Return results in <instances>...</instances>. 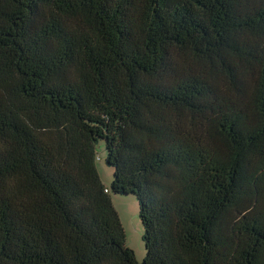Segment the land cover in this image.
<instances>
[{
    "label": "trees",
    "instance_id": "1",
    "mask_svg": "<svg viewBox=\"0 0 264 264\" xmlns=\"http://www.w3.org/2000/svg\"><path fill=\"white\" fill-rule=\"evenodd\" d=\"M0 264H264V0H0Z\"/></svg>",
    "mask_w": 264,
    "mask_h": 264
},
{
    "label": "rangeland",
    "instance_id": "2",
    "mask_svg": "<svg viewBox=\"0 0 264 264\" xmlns=\"http://www.w3.org/2000/svg\"><path fill=\"white\" fill-rule=\"evenodd\" d=\"M95 167L103 185L109 189L112 182L113 170L105 165V144L99 141L96 146ZM111 204L116 212L120 226L124 235V244L126 248L133 251L135 259L141 263L145 257L144 243L142 242L143 229L138 217V205L136 199L131 196L112 195Z\"/></svg>",
    "mask_w": 264,
    "mask_h": 264
},
{
    "label": "built area",
    "instance_id": "3",
    "mask_svg": "<svg viewBox=\"0 0 264 264\" xmlns=\"http://www.w3.org/2000/svg\"><path fill=\"white\" fill-rule=\"evenodd\" d=\"M104 192H106V190H104Z\"/></svg>",
    "mask_w": 264,
    "mask_h": 264
}]
</instances>
